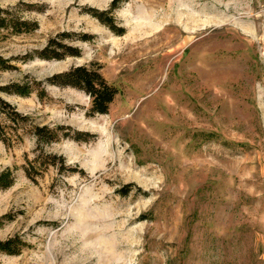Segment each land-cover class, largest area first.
Wrapping results in <instances>:
<instances>
[{
	"label": "rangeland",
	"instance_id": "obj_1",
	"mask_svg": "<svg viewBox=\"0 0 264 264\" xmlns=\"http://www.w3.org/2000/svg\"><path fill=\"white\" fill-rule=\"evenodd\" d=\"M112 1L0 0L38 25L0 29V87L30 91L0 93L27 119L0 115V241L24 243L0 264H264V0H119L114 30L88 14ZM51 39L79 56L37 58ZM80 66L118 90L107 114L47 82Z\"/></svg>",
	"mask_w": 264,
	"mask_h": 264
},
{
	"label": "trees",
	"instance_id": "obj_2",
	"mask_svg": "<svg viewBox=\"0 0 264 264\" xmlns=\"http://www.w3.org/2000/svg\"><path fill=\"white\" fill-rule=\"evenodd\" d=\"M119 0H113L110 5L109 12H100L94 9H88V14L97 19L100 23L106 25L108 28L114 30L112 19L107 17L108 13H111L117 8ZM38 28L36 22H29L21 20L19 17L10 13L8 10L0 8V29L10 30L14 34L30 33ZM121 35L122 32L116 33ZM68 34H62L61 38H67ZM37 58L41 60H62L66 57H77L79 52L76 48L63 45L51 39L47 46L42 50L36 52ZM10 68L8 60L0 57V71H5ZM47 82L53 86L58 87H70L83 91L90 97V107L88 115L94 116L96 114L104 115L108 113L109 106L116 97L118 90L111 84L107 83L104 78L99 74L98 70L89 69L87 67H74L66 72L55 74L47 79ZM0 93L14 94L18 96H27L30 91L25 85H8L0 87ZM8 110V111H7ZM0 115H3L4 120L15 123L17 126L19 123L25 122L27 119L25 116L20 115L11 107L6 101L0 97ZM6 129L9 126L2 125L0 123V140L8 145L10 138L7 135ZM62 127L56 129H49L47 127H34L33 134L36 137L37 143L50 144L58 140V131L62 130ZM78 136L82 134L77 133ZM17 138V135H14ZM76 140H83L81 137H76ZM47 165H55L56 160L63 161L62 157L56 155H46ZM34 167L25 169L26 176L30 180H34L32 172ZM40 175L41 173H37ZM14 183V175L10 169L0 172V190H6L10 188ZM24 243L18 238L8 239L6 241H0V252L6 255H18Z\"/></svg>",
	"mask_w": 264,
	"mask_h": 264
}]
</instances>
